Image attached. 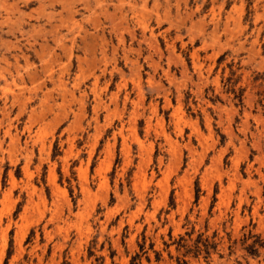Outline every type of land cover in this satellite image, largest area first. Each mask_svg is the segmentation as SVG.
<instances>
[{
	"label": "rangeland",
	"instance_id": "rangeland-1",
	"mask_svg": "<svg viewBox=\"0 0 264 264\" xmlns=\"http://www.w3.org/2000/svg\"><path fill=\"white\" fill-rule=\"evenodd\" d=\"M0 264H264V0H0Z\"/></svg>",
	"mask_w": 264,
	"mask_h": 264
},
{
	"label": "bare ground",
	"instance_id": "bare-ground-1",
	"mask_svg": "<svg viewBox=\"0 0 264 264\" xmlns=\"http://www.w3.org/2000/svg\"><path fill=\"white\" fill-rule=\"evenodd\" d=\"M131 3H132V2H131ZM131 3H130V4H131ZM133 3H134V2H133ZM133 5H134V4H133ZM124 10H125V9H124ZM66 26H67V25H66ZM144 30H145V29H144ZM132 31H133V30H132ZM98 37H99V36H98ZM153 39H154V38H153ZM150 40H151V39H150Z\"/></svg>",
	"mask_w": 264,
	"mask_h": 264
}]
</instances>
